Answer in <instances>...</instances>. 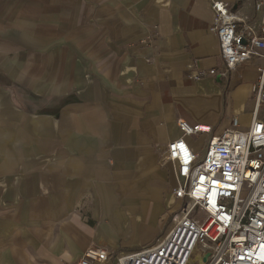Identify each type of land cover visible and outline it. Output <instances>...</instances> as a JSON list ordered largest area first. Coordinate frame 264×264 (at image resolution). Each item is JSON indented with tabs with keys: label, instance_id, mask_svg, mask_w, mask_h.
Instances as JSON below:
<instances>
[{
	"label": "crops",
	"instance_id": "crops-1",
	"mask_svg": "<svg viewBox=\"0 0 264 264\" xmlns=\"http://www.w3.org/2000/svg\"><path fill=\"white\" fill-rule=\"evenodd\" d=\"M214 1L255 14L253 0H0V264L135 251L169 230L182 202L157 161L196 138L179 122L252 120L260 61L190 78L221 66Z\"/></svg>",
	"mask_w": 264,
	"mask_h": 264
},
{
	"label": "built area",
	"instance_id": "built-area-1",
	"mask_svg": "<svg viewBox=\"0 0 264 264\" xmlns=\"http://www.w3.org/2000/svg\"><path fill=\"white\" fill-rule=\"evenodd\" d=\"M253 2V16L213 2L221 66L190 76L227 82L238 68L260 61L249 126L243 128L235 117L229 129L216 134L210 126L180 121L185 137L207 139L200 152L179 139L157 161L160 169L174 167V194L182 202L166 234L118 254L93 245L68 264H264V0Z\"/></svg>",
	"mask_w": 264,
	"mask_h": 264
},
{
	"label": "rangeland",
	"instance_id": "rangeland-1",
	"mask_svg": "<svg viewBox=\"0 0 264 264\" xmlns=\"http://www.w3.org/2000/svg\"><path fill=\"white\" fill-rule=\"evenodd\" d=\"M194 140H195V145H194L195 147H194V149H196V150H201V149L203 148L204 144H205V137H204V138L197 139V140H196V138H194ZM167 231H168V230H167ZM167 231H166V232H167ZM166 232H165L164 234H166ZM164 234H163V235H164ZM163 235H162V236H163ZM160 237H161V236H160ZM160 237H158V238H160ZM158 238H157V239H158ZM157 239H156V240H157ZM156 240H155V241H156ZM155 241H154V243H155Z\"/></svg>",
	"mask_w": 264,
	"mask_h": 264
}]
</instances>
